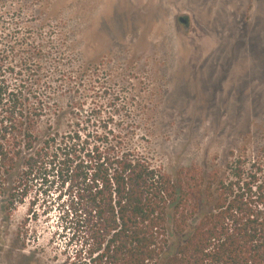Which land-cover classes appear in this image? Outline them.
Returning a JSON list of instances; mask_svg holds the SVG:
<instances>
[{"label": "rangeland", "instance_id": "rangeland-1", "mask_svg": "<svg viewBox=\"0 0 264 264\" xmlns=\"http://www.w3.org/2000/svg\"><path fill=\"white\" fill-rule=\"evenodd\" d=\"M0 17L1 48L42 44L51 109L70 100L65 77L86 69L75 99L86 130L124 135L170 173L264 167V0H0ZM45 177L22 201L0 200V264L84 256L69 181Z\"/></svg>", "mask_w": 264, "mask_h": 264}, {"label": "trees", "instance_id": "trees-1", "mask_svg": "<svg viewBox=\"0 0 264 264\" xmlns=\"http://www.w3.org/2000/svg\"><path fill=\"white\" fill-rule=\"evenodd\" d=\"M25 39L0 46L1 201H22L28 183L48 173L69 181L78 264H264L261 163L231 159L170 173L124 135L86 130L75 100L86 69L65 77L70 100L51 109L43 46Z\"/></svg>", "mask_w": 264, "mask_h": 264}, {"label": "water", "instance_id": "water-1", "mask_svg": "<svg viewBox=\"0 0 264 264\" xmlns=\"http://www.w3.org/2000/svg\"><path fill=\"white\" fill-rule=\"evenodd\" d=\"M178 20L181 22V23H185V18L184 17H182V16H180V17H178Z\"/></svg>", "mask_w": 264, "mask_h": 264}, {"label": "flooded vegetation", "instance_id": "flooded-vegetation-1", "mask_svg": "<svg viewBox=\"0 0 264 264\" xmlns=\"http://www.w3.org/2000/svg\"><path fill=\"white\" fill-rule=\"evenodd\" d=\"M186 20V19H185ZM187 21H185V23H186Z\"/></svg>", "mask_w": 264, "mask_h": 264}]
</instances>
